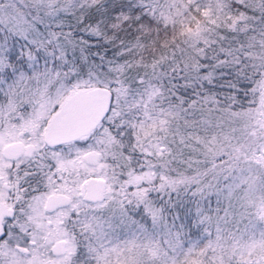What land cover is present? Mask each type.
Segmentation results:
<instances>
[{
	"label": "snow or ice",
	"instance_id": "1",
	"mask_svg": "<svg viewBox=\"0 0 264 264\" xmlns=\"http://www.w3.org/2000/svg\"><path fill=\"white\" fill-rule=\"evenodd\" d=\"M0 264H264V0H0Z\"/></svg>",
	"mask_w": 264,
	"mask_h": 264
}]
</instances>
